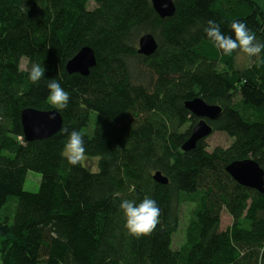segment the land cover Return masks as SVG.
I'll list each match as a JSON object with an SVG mask.
<instances>
[{
  "label": "trees",
  "instance_id": "trees-1",
  "mask_svg": "<svg viewBox=\"0 0 264 264\" xmlns=\"http://www.w3.org/2000/svg\"><path fill=\"white\" fill-rule=\"evenodd\" d=\"M89 2L0 0V264H264V193L226 172L247 159L264 172V50L240 66L239 51L221 55L204 32L214 20L231 35L238 20L264 43V8L172 0L174 15L161 19L150 0ZM147 33L158 44L151 56L137 52ZM84 47L95 67L69 74L67 62ZM36 63L45 77L32 83ZM49 79L69 93L66 108L48 100ZM197 97L221 108L208 123L232 138L227 147L209 150L203 139L182 150L198 121L184 104ZM25 109H56L60 131L27 142ZM65 127L81 132L96 171L63 156ZM28 171L40 174L37 192L23 190ZM157 171L166 185L154 181ZM13 197L11 218L4 208ZM145 197L160 208V223L129 235L119 205ZM186 205L184 243L174 250ZM223 211L232 221L222 230Z\"/></svg>",
  "mask_w": 264,
  "mask_h": 264
},
{
  "label": "water",
  "instance_id": "water-1",
  "mask_svg": "<svg viewBox=\"0 0 264 264\" xmlns=\"http://www.w3.org/2000/svg\"><path fill=\"white\" fill-rule=\"evenodd\" d=\"M155 13L161 18H170L175 13V5L172 0H150ZM158 44L152 34L142 35L138 40L137 52L143 56H151L157 51ZM96 65L94 51L89 47L82 48L66 64L69 74L88 76ZM185 108L194 115L198 121L191 129L189 138L182 145V150L188 152L195 148L197 142L209 137L213 129L208 121H215L221 114V108L217 105H209L200 97L187 101ZM54 116V119H50ZM21 125L24 138L27 142L44 140L60 131L62 118L56 110L40 111L25 109L21 113ZM226 172L239 185L264 193L263 169L253 160L236 161L226 167ZM155 182L166 185L167 177L157 171L153 174Z\"/></svg>",
  "mask_w": 264,
  "mask_h": 264
},
{
  "label": "clouds",
  "instance_id": "clouds-1",
  "mask_svg": "<svg viewBox=\"0 0 264 264\" xmlns=\"http://www.w3.org/2000/svg\"><path fill=\"white\" fill-rule=\"evenodd\" d=\"M231 35L225 34L214 20L207 22L204 32L207 39L213 44L221 55H231L236 51L242 52L249 57L258 56L264 50V43L257 41L254 34L247 28L246 24L233 20L229 24ZM45 77V68L40 64H32L29 71V80L37 83ZM49 92L48 100L52 105L66 108L69 101V93L64 90L56 79H49L47 83ZM54 119V116H50ZM67 135L66 143L63 148V156L69 164L77 165L86 159L85 142L81 132L72 130L69 132L67 127L62 129ZM120 210L125 218L124 227L129 235L140 237L151 234L160 223L159 217L161 210L156 202L145 197L139 204L135 201L123 200Z\"/></svg>",
  "mask_w": 264,
  "mask_h": 264
},
{
  "label": "rangeland",
  "instance_id": "rangeland-1",
  "mask_svg": "<svg viewBox=\"0 0 264 264\" xmlns=\"http://www.w3.org/2000/svg\"><path fill=\"white\" fill-rule=\"evenodd\" d=\"M95 5L94 0H90L88 4V8H93ZM247 55L239 52L236 57V62L238 65H244L247 63ZM27 68V60L22 59L21 61V69L25 70ZM140 79H137L139 81ZM232 141V138L228 137L224 133H213L209 137L206 138V144L208 145L209 150H212L213 148L220 146V147H227ZM84 163L88 166V168L92 169V171H96V160H89L85 159ZM39 184H40V174L33 172V171H28L26 174V178L23 184V190L28 191V192H37L39 190ZM16 208V198L13 197L11 198L8 203L5 205L4 211H6L7 214L12 218L14 215V211ZM192 206H184L182 209V214L180 218V224L178 231L173 235L172 237V248L174 250L179 249L183 243H184V238H185V227L188 223V219L190 216V209ZM231 218L230 216L223 211L222 216H221V229H225L227 226L231 224Z\"/></svg>",
  "mask_w": 264,
  "mask_h": 264
},
{
  "label": "crops",
  "instance_id": "crops-1",
  "mask_svg": "<svg viewBox=\"0 0 264 264\" xmlns=\"http://www.w3.org/2000/svg\"><path fill=\"white\" fill-rule=\"evenodd\" d=\"M261 8H264V0H254Z\"/></svg>",
  "mask_w": 264,
  "mask_h": 264
}]
</instances>
